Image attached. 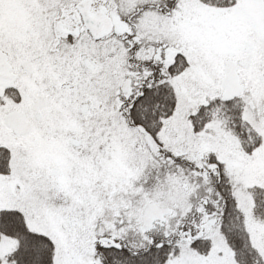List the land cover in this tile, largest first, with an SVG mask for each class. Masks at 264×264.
<instances>
[{
    "label": "snow or ice",
    "instance_id": "snow-or-ice-1",
    "mask_svg": "<svg viewBox=\"0 0 264 264\" xmlns=\"http://www.w3.org/2000/svg\"><path fill=\"white\" fill-rule=\"evenodd\" d=\"M0 264H264V0H0Z\"/></svg>",
    "mask_w": 264,
    "mask_h": 264
}]
</instances>
